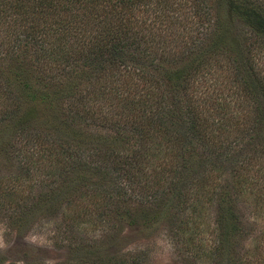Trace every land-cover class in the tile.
Instances as JSON below:
<instances>
[{
  "label": "trees",
  "instance_id": "obj_1",
  "mask_svg": "<svg viewBox=\"0 0 264 264\" xmlns=\"http://www.w3.org/2000/svg\"><path fill=\"white\" fill-rule=\"evenodd\" d=\"M59 99L64 138L32 127ZM0 100V123L25 130L9 189L28 178L80 211L117 202L129 225L164 208L183 245L190 209L212 203L222 246L242 192L264 208V0H0Z\"/></svg>",
  "mask_w": 264,
  "mask_h": 264
},
{
  "label": "rangeland",
  "instance_id": "obj_2",
  "mask_svg": "<svg viewBox=\"0 0 264 264\" xmlns=\"http://www.w3.org/2000/svg\"><path fill=\"white\" fill-rule=\"evenodd\" d=\"M220 16L230 20L233 36L241 38L236 30L240 23L224 6ZM56 106V114L37 111L32 127L64 138L69 134L63 127L68 119L65 101L59 99ZM19 119L0 123V192L12 191L10 201L0 196V264H101L108 258L132 259L136 264H264V208H255L246 191L235 202L238 231L218 246L212 203L200 212L188 211L193 223L187 224L183 245L174 236L172 212L164 208L148 212L143 223L129 225L117 202L98 201L92 209L80 211L65 205L64 197L59 205L49 198L47 187L28 178L9 189L7 180L19 172L10 145L25 131ZM226 177L218 179L221 186ZM33 236L39 239L34 242Z\"/></svg>",
  "mask_w": 264,
  "mask_h": 264
},
{
  "label": "clouds",
  "instance_id": "obj_3",
  "mask_svg": "<svg viewBox=\"0 0 264 264\" xmlns=\"http://www.w3.org/2000/svg\"><path fill=\"white\" fill-rule=\"evenodd\" d=\"M37 239H39L38 237H36V236H33L32 237V240L35 242ZM3 245H2V242H0V247H2Z\"/></svg>",
  "mask_w": 264,
  "mask_h": 264
}]
</instances>
